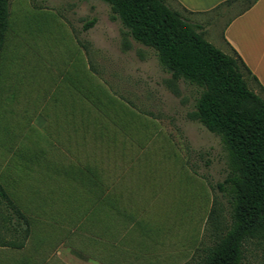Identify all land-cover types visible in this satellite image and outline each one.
I'll use <instances>...</instances> for the list:
<instances>
[{
  "label": "rangeland",
  "instance_id": "1",
  "mask_svg": "<svg viewBox=\"0 0 264 264\" xmlns=\"http://www.w3.org/2000/svg\"><path fill=\"white\" fill-rule=\"evenodd\" d=\"M206 25L199 30L221 50L220 22ZM199 92L171 80L102 0H10L0 180L31 235L20 252L0 250V264H191L208 241L213 198L229 209L216 186L227 152L187 116ZM257 253L248 247L244 264H259Z\"/></svg>",
  "mask_w": 264,
  "mask_h": 264
},
{
  "label": "trees",
  "instance_id": "2",
  "mask_svg": "<svg viewBox=\"0 0 264 264\" xmlns=\"http://www.w3.org/2000/svg\"><path fill=\"white\" fill-rule=\"evenodd\" d=\"M9 1L0 0V57ZM102 1L134 41L155 51L171 80L200 88L187 116L217 135L227 152L226 175L216 186L227 196L228 215L213 198L206 218L208 241H201L191 264H244L250 246L264 264V96L249 88L244 77L251 75L249 69L233 49L228 54L215 47L198 24L166 0ZM232 1L238 0L225 3ZM241 1L245 9L255 0ZM29 234L28 217L0 183V247L21 249Z\"/></svg>",
  "mask_w": 264,
  "mask_h": 264
},
{
  "label": "crops",
  "instance_id": "3",
  "mask_svg": "<svg viewBox=\"0 0 264 264\" xmlns=\"http://www.w3.org/2000/svg\"><path fill=\"white\" fill-rule=\"evenodd\" d=\"M226 1L227 0H170L171 3L176 4L186 12L197 15V18L205 21L206 24L220 22V32L216 38L218 46L223 52L228 54H230L229 51L231 52L233 49L249 69L251 73L250 77L253 76L264 88V0H255L249 7L245 9H243V7L229 17L225 14H217L216 11L221 9V7L231 10L238 5L239 2L241 3V0L232 1L229 4L225 3ZM206 24L199 23L198 25L201 30H204L203 28L207 26ZM0 183L15 202L1 180ZM20 209L23 211L21 207ZM29 222L30 234L23 248L11 249L8 247H0V250L17 252L24 250L31 235L30 219Z\"/></svg>",
  "mask_w": 264,
  "mask_h": 264
}]
</instances>
